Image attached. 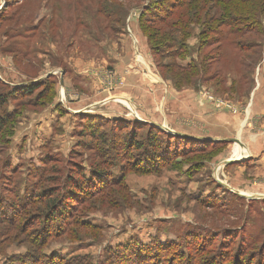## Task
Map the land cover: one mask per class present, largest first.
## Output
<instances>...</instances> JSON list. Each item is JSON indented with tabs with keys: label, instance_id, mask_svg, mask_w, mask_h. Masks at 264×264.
<instances>
[{
	"label": "rangeland",
	"instance_id": "1",
	"mask_svg": "<svg viewBox=\"0 0 264 264\" xmlns=\"http://www.w3.org/2000/svg\"><path fill=\"white\" fill-rule=\"evenodd\" d=\"M227 3L0 0V264H264V166L161 122L192 89L264 141V0Z\"/></svg>",
	"mask_w": 264,
	"mask_h": 264
},
{
	"label": "crops",
	"instance_id": "2",
	"mask_svg": "<svg viewBox=\"0 0 264 264\" xmlns=\"http://www.w3.org/2000/svg\"><path fill=\"white\" fill-rule=\"evenodd\" d=\"M261 85L262 83H260V86ZM254 92L253 94L255 96L259 95ZM174 95V99H171V102H169V117L163 112L164 115L161 117L162 121L160 120L161 122L168 121V124L163 123L164 125L162 124V126H166L167 129H170L171 133H174L175 136L186 138L193 143L196 141H212L226 144V152H229L231 142L234 143V141H239L241 144L237 145L240 146V149L243 147L245 150L240 152V155L245 157L242 158L241 161H252L253 164L252 162H249L251 163L250 166L254 164L264 166V141H262L261 136L253 137V135L249 134V136H246L247 138L245 137L244 142H241L237 138L232 139L228 137L232 134L237 135L239 133H245V123L248 126L250 125L249 118L246 121H243L241 118H237L229 112L225 113L218 111L213 105L209 104L207 100H204L200 94L194 92L192 89L186 90L180 97L177 92H175ZM250 100H252V98ZM247 110L252 116H257L256 120H258L264 128V107L261 100L258 99L257 101H253L252 107H249ZM159 113L161 114V112ZM212 133H215V135L212 136ZM237 149L238 147L235 145V149L232 150L233 152H229L232 153L231 155L233 158H230V156L226 162L229 160H235L233 163L239 162L235 157L239 152ZM259 157H261V159L254 162ZM226 162L224 164L226 166L232 164H226ZM225 174L229 175L230 172L227 171ZM239 175V173L233 175L235 177V183H238L239 180L237 178ZM261 175L264 177V173ZM229 178H231V174Z\"/></svg>",
	"mask_w": 264,
	"mask_h": 264
},
{
	"label": "trees",
	"instance_id": "3",
	"mask_svg": "<svg viewBox=\"0 0 264 264\" xmlns=\"http://www.w3.org/2000/svg\"><path fill=\"white\" fill-rule=\"evenodd\" d=\"M14 1H17V0H14ZM234 1L235 0H228V3L227 4H232V2H234ZM191 8H192V5H191ZM218 10L221 11V9H218ZM222 12H223V10H222ZM174 15L175 14H171L168 19H166V18L163 19L162 23L165 24L167 20L175 21L170 26H171V28H173V29L175 28L176 29L177 28V25L176 24H179V23L175 20L174 17H176V16H174ZM108 16H111V15H108ZM115 17H117L118 21H120L121 23H123V24L125 23V22H123V20H125V15H121V17L117 15ZM196 18H197V16H195V19ZM202 33L204 34L205 32L202 31ZM238 43H239L238 45H240L241 42H238ZM247 47L248 46L243 47L242 48V51H245V49H246V51H248L250 48H247ZM191 64H192V62H190L189 64H187V67L186 68H184L182 65H178L177 68L180 69V70H182V69L183 70H188L191 67L190 66ZM190 70H191V68H190ZM27 86L28 85L22 86V88L20 86H17L15 88H12V90L8 93V95L11 94L12 96H15L16 94L21 93V92H23V93H27V92L28 93H31V92L35 91L36 88L38 87V85L35 84V82H32V85H30L28 87ZM20 90H21V92H18ZM0 97H2V99H5L6 98V95H4V94L1 93L0 94ZM6 122H8V121H6L4 119L3 123L2 124L0 123V130H2V128L5 126ZM150 128L151 129L149 130V137L146 139L147 144H148V146H147L148 147V151H154V150L156 151V150H158V149H156V147L158 146L159 139H158V136H156L157 134H155V132L152 133V126ZM134 135H136V134L134 133ZM174 140L177 141V142L178 141H182V143L185 144L184 145L185 148L188 147V146H190V149L188 151H192V153H195V152H193V150H195L196 152L204 151V149L206 148V145L207 144H211L210 142H203V141H198V142L196 141L195 143H193V142L187 140L186 138H182L180 136L179 137L178 136H175L174 137ZM139 145L142 146L143 144H141V142H140ZM212 145L215 146V148L218 147L219 145L221 146V148L222 147H225L226 148V144L219 143V142H213Z\"/></svg>",
	"mask_w": 264,
	"mask_h": 264
},
{
	"label": "built area",
	"instance_id": "4",
	"mask_svg": "<svg viewBox=\"0 0 264 264\" xmlns=\"http://www.w3.org/2000/svg\"><path fill=\"white\" fill-rule=\"evenodd\" d=\"M211 99H212V98H211ZM217 103H218V102H217ZM228 103H229V102H228ZM225 106H227V107H225ZM219 107H225V108H228V109H230V112H232V113H236V112H237L236 106H235V105L232 106L231 103H229V104L223 103V105H221V106H219ZM223 109H224V108H223Z\"/></svg>",
	"mask_w": 264,
	"mask_h": 264
},
{
	"label": "water",
	"instance_id": "5",
	"mask_svg": "<svg viewBox=\"0 0 264 264\" xmlns=\"http://www.w3.org/2000/svg\"><path fill=\"white\" fill-rule=\"evenodd\" d=\"M234 143H236V144H241L239 141H234ZM233 162H235V160H229L228 162H226V164H228V163H233ZM247 197V196H246ZM249 198V197H248Z\"/></svg>",
	"mask_w": 264,
	"mask_h": 264
}]
</instances>
